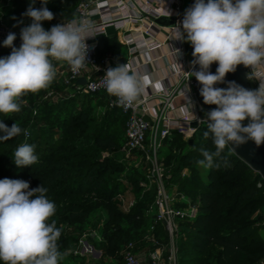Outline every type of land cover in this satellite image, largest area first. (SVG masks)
<instances>
[{
    "label": "trees",
    "instance_id": "trees-1",
    "mask_svg": "<svg viewBox=\"0 0 264 264\" xmlns=\"http://www.w3.org/2000/svg\"><path fill=\"white\" fill-rule=\"evenodd\" d=\"M54 1L58 3L65 23L76 17L77 6L82 0ZM6 2L12 3L17 21L31 22L22 17L30 0H0V7ZM34 7H41L39 0H36ZM42 26L45 30L50 29L47 22H43ZM14 46L18 48L20 43L14 41ZM122 47L116 36H102L98 43V56L103 58L111 55L112 50ZM187 48L190 53L189 43ZM10 53L11 48L4 47L2 43L0 58ZM116 60L125 62L126 59L116 56ZM250 81L255 90L257 86L253 80ZM44 91L41 90L39 95L42 96ZM27 96L29 94L22 97V101ZM34 96L37 95H30L31 101ZM100 97L105 99L108 110L117 114V123L125 137L128 116L120 109H110L103 94H81L76 87H70L59 102L45 103L41 109L35 104L9 116L0 113V121L6 126L10 128L13 122H17L22 129L18 136L8 141L0 140V179H21L29 182L30 189L39 186L47 189L46 197L56 205V212L49 223L55 220L57 228L59 225L71 227L70 231L60 230L58 248L61 253L79 243L76 235L79 226L85 225L96 210H103L107 216L105 226L110 232L104 233V244L111 255L117 246L128 240L136 245V249L145 243L147 235L144 231L149 232L150 228L144 226L150 212H153L150 227L154 225L156 188H148L150 181L146 177L133 179L136 202L126 209L120 174L123 166L115 161L122 147L115 136L103 127L96 130L93 139H88L93 119L89 108L84 105L98 101ZM55 112L59 115H54ZM24 130H27L26 136ZM205 131L207 124L199 128L192 145L180 133H173L162 141L172 148L163 155L162 149L158 151L164 165L167 189L171 193L176 189L175 193L177 191L189 201V206L183 202H178L176 206H194L197 211L192 219L179 222L180 231L176 234L177 263L264 264V240L259 237L260 228L252 219L264 204V187H258L259 183L264 184V180L229 146L225 147L220 158L214 157L212 167L204 166L207 172L201 173L198 169V161L204 159L201 149L215 151L211 134L205 138ZM25 143L35 146L38 161L31 166L18 167L12 157L14 151ZM103 153L112 154L113 157L103 158ZM138 154L144 162L145 155L141 152L125 156ZM184 171L187 172L185 175ZM151 236L164 245L169 239L162 224L155 226L148 237ZM255 260L257 263H254ZM58 264L65 263L59 260Z\"/></svg>",
    "mask_w": 264,
    "mask_h": 264
},
{
    "label": "clouds",
    "instance_id": "clouds-1",
    "mask_svg": "<svg viewBox=\"0 0 264 264\" xmlns=\"http://www.w3.org/2000/svg\"><path fill=\"white\" fill-rule=\"evenodd\" d=\"M35 3L36 0H30L22 14L31 23L20 30V46H14L17 37L12 32L3 41L4 47L11 48L9 55L0 58V113L5 116L21 110L22 97L52 84L57 75L53 61L66 62L74 74L88 63L86 40L94 37L91 22L73 19L45 30L42 22L52 21L54 13L47 7L49 0H40V8L34 7ZM172 29L173 40L189 43L193 48V70L185 72L187 80L194 76L201 85L204 104L216 105L206 113L208 123L204 132L205 138L211 134L215 151L201 149L204 159L198 163L212 167L214 157L220 158L226 146H239L248 140L257 147L264 144V80L255 90L235 81H229L227 88L214 87L224 83L226 74L234 73L238 65L254 68L264 63V0H195ZM173 50L178 61L183 53L179 48ZM213 63L218 64L215 74L209 70ZM197 65L199 70H195ZM103 77L107 93L125 107L134 105L149 87L158 93L165 91L161 81L153 80L150 74L141 73L128 63L109 67ZM248 78L251 80V76ZM190 91L188 85L186 93ZM186 93V110L193 113L195 103ZM246 118L249 123L243 126ZM21 132L16 123L9 128L0 121V133H3L0 140L8 141ZM24 134H28L27 130ZM231 150L235 152V148ZM12 158L18 167L38 161L35 146L27 143L20 145ZM46 192L43 186L30 189L25 180L0 179L3 264H58L62 258L58 248L61 231L55 220L49 223L56 205L46 197Z\"/></svg>",
    "mask_w": 264,
    "mask_h": 264
},
{
    "label": "built area",
    "instance_id": "built-area-1",
    "mask_svg": "<svg viewBox=\"0 0 264 264\" xmlns=\"http://www.w3.org/2000/svg\"><path fill=\"white\" fill-rule=\"evenodd\" d=\"M76 13L74 19H86L93 26L91 34L94 37L86 40L89 46L88 63L79 73L74 74L64 62L67 69L59 71L58 75L65 86L76 87L81 94H103L110 109H120L128 116L126 143L122 151L127 156L136 152L144 153L146 162L151 164L147 179L155 183L156 188L152 232L157 224H162L173 240L177 233V224L192 219L197 211L194 206H176L179 201L165 185L163 164H159L157 159L158 151L162 141L173 133H180L188 142L194 141L199 128L207 124L203 118V108L195 94L193 77L187 80L185 74L193 70L187 43L173 40L172 28H163L154 22L162 17L174 18L177 25L183 19L182 0H82ZM109 29L115 30L119 43L126 48V63L133 69L142 73L144 68L148 69L152 64L161 67L159 71L164 72V76L156 80L163 83L164 92L158 93L149 87L134 105L128 107L117 104L116 98L107 93L103 76L106 70L118 64V61L109 54L100 58L98 43L102 36L107 35ZM4 30L0 28V38L7 37ZM19 43L21 44V40ZM173 47L181 49L183 53L178 61ZM149 54H155L149 62L137 61L140 56ZM246 71L258 88L260 81L264 80V63L254 68L246 67ZM81 79L86 80L85 85L78 84ZM188 85L191 91L186 93ZM184 93L195 103L193 113L190 109L186 110ZM186 173L185 171L184 175ZM258 187L263 188L264 184L259 183ZM179 198L184 199L183 196ZM148 242L153 246L149 253L150 264H178L177 250L173 243L164 246L152 236L148 237ZM124 264H142L134 243L126 246Z\"/></svg>",
    "mask_w": 264,
    "mask_h": 264
},
{
    "label": "rangeland",
    "instance_id": "rangeland-1",
    "mask_svg": "<svg viewBox=\"0 0 264 264\" xmlns=\"http://www.w3.org/2000/svg\"><path fill=\"white\" fill-rule=\"evenodd\" d=\"M40 3V0H39ZM190 3V0L188 2L187 7L184 9L185 10L188 8ZM41 5V3H40ZM47 7L50 11L54 13V19L52 21H43L48 23V28H51L52 26L56 24H61L63 23V18L60 14L59 8H58V3L54 0H49V3L47 4ZM37 8V7H36ZM42 22V23H43ZM31 22L23 21V23L18 24V21L14 19L13 15V6L11 2H6L0 7V28H4L6 35L9 34V32L15 33L16 34V42L20 41V30L22 27H25L29 25ZM13 25H18L16 27H13ZM117 37V36H116ZM4 39L6 37H1L0 38V46L2 45ZM118 40V39H117ZM111 56L116 59V56H119L120 59L126 57V48L122 47L119 50H112L111 51ZM56 61H53V64H55ZM59 66V62L57 64ZM56 68V65H54ZM58 70H56V77L52 84L45 89L44 94L42 96L39 95L40 92L36 93L37 96L33 97V100L31 101L30 95L32 93H29V97L27 96L21 104V108L25 107H31L32 105H37L39 109L42 105H45V103H57L59 102L63 95L65 93H68L70 90V87L63 86L62 82L60 81V76L58 75ZM39 95V96H38ZM36 100V101H35ZM31 101V102H30ZM35 101V102H34ZM85 108H89V113L90 117L93 119L91 123V130L88 132V139H93L94 135L96 133V130L100 127L105 128L107 131H110L112 135L115 136V139L117 143L122 147L125 145V137H124V132L122 131L121 128H119V125L117 123V114H114L110 112L107 108L105 99L103 97H100L98 101H93V102H88L84 105ZM37 111H35L36 115ZM58 113L55 112L54 115H57ZM59 115V114H58ZM57 116H54L56 118ZM23 116L21 117V119ZM51 119H49V122ZM14 123V122H13ZM17 123V122H16ZM43 126H46L45 124ZM26 136V135H25ZM172 146H169L168 144H164L162 142L161 148L162 149V155L166 152H168ZM121 149V150H122ZM121 151V153H118L117 159L115 161L117 163H121L123 168L120 170L121 174V179H122V184L124 187V194L122 195L123 199V205L128 209L131 207L133 204L136 202V197L134 194V185H133V179H142L143 177L148 176L149 171L151 170L152 166L151 164L147 163L146 160L143 158L141 155H134L131 157L125 156V153ZM159 153V152H158ZM102 157H113L112 154H106L103 153ZM162 157V156H161ZM158 163H162V158H160V154L157 156ZM199 171L202 172H207V168L199 165L198 166ZM163 172H164V165L162 167ZM185 172V171H184ZM165 173V172H164ZM145 184V183H143ZM149 189H153L155 187V183L148 184ZM174 193L173 196H177V200L180 202L182 201L186 205L189 206V201L187 199H182L179 198L181 195L179 193ZM148 219L146 220V225L144 228L149 229L147 231H144L146 239V243L148 244V236L152 233V228L151 223V217L153 216V212H150L148 215ZM253 220L256 222V227L260 228L259 231V237L264 240V204L260 206V208L256 211V213L253 215ZM106 221H107V216L103 210H96L93 211V213L90 215L89 220L85 225L79 226V230L76 232V235L78 236L79 243L66 248L62 252V258L60 259L63 261L65 264H123L124 262V253L126 246L129 245L130 240H128L127 243L117 246L114 251H112L113 255L110 254V249L105 246V238L106 235L104 234L109 233L110 230H106ZM78 227V225H76ZM58 228L61 231H66V230H71V227L67 225H59ZM125 228V226H124ZM180 231V223L177 224V232ZM167 232V231H166ZM150 233V234H149ZM177 234V233H176ZM176 234L171 240V237L168 234V240H166V244L168 246L171 245V243L174 244L175 248L177 247V238ZM162 244V243H161ZM165 244V245H166ZM164 245V244H163ZM109 249V250H108ZM177 250V248H176ZM254 263H257L256 260ZM259 263V262H258ZM0 264H3L2 261H0ZM261 264V263H260Z\"/></svg>",
    "mask_w": 264,
    "mask_h": 264
},
{
    "label": "water",
    "instance_id": "water-1",
    "mask_svg": "<svg viewBox=\"0 0 264 264\" xmlns=\"http://www.w3.org/2000/svg\"><path fill=\"white\" fill-rule=\"evenodd\" d=\"M195 0H190L189 6H192L194 4ZM207 2V0H205ZM154 22L163 28H172V26L176 25V19L174 18H166L162 17L157 20H154ZM193 48L190 45V57L191 61L194 59L192 56ZM218 67L217 63H213L210 66V72L215 74L216 68ZM195 70H199V66L197 65ZM229 81H235L237 84L243 86L246 89L253 90L251 86V81L248 78V74L246 71V67L244 65H238L236 68V71L234 73H228L225 77L224 83H218L214 85V87L218 88H227ZM193 83H194V90L195 94L197 96V99L199 103L201 104L203 111H204V120L207 122V116L206 113L213 110L216 105H207L203 102V97L200 95V88L201 85L196 80V78L193 76ZM78 84L85 85L86 80L81 79L79 80ZM208 123V122H207ZM249 123V119L246 118L244 121H242L243 126H247ZM193 141H190V144L192 145ZM230 147V146H229ZM231 147L235 148L234 154L237 155L241 160H243L251 169H253L255 172L259 173L263 179H264V144L257 147V145L252 140H248L245 144L236 146L231 145ZM230 147V149H231Z\"/></svg>",
    "mask_w": 264,
    "mask_h": 264
},
{
    "label": "crops",
    "instance_id": "crops-1",
    "mask_svg": "<svg viewBox=\"0 0 264 264\" xmlns=\"http://www.w3.org/2000/svg\"><path fill=\"white\" fill-rule=\"evenodd\" d=\"M188 2H189V0H182L184 9L187 7ZM115 36H117V35H116V32L114 29H109L107 31L106 37L112 38ZM153 56H155V54L143 55V56H140L137 61L142 62V63H147V62H149V60ZM125 59H126L125 62H118V64L126 63L127 62V56L125 57ZM57 64H58V62L56 61V63L54 64V65H56V70L63 71V70L67 69V65L64 62H59V66ZM118 64L114 65L113 67H116ZM159 69H161V67H159V65L152 64V66L148 67V69L144 68L142 73H148L153 78V80H156L158 77L161 78V76H164V72L159 71ZM152 250H153V246L150 243L147 244L146 242L143 245H140L137 247L136 253H137V256L139 257V259L141 260L142 264H150L149 253Z\"/></svg>",
    "mask_w": 264,
    "mask_h": 264
}]
</instances>
